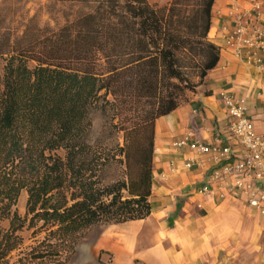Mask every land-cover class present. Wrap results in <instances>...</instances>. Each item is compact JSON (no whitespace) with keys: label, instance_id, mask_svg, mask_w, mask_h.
<instances>
[{"label":"trees","instance_id":"obj_1","mask_svg":"<svg viewBox=\"0 0 264 264\" xmlns=\"http://www.w3.org/2000/svg\"><path fill=\"white\" fill-rule=\"evenodd\" d=\"M58 1L88 8L57 29L27 26L16 39L0 30V218L9 220L0 264L26 222L45 229L28 257L63 264L92 227L147 217L155 120L219 59L208 38L214 0ZM93 111L122 143L88 140ZM114 164L120 177L104 183L100 173ZM22 189L25 217L12 210Z\"/></svg>","mask_w":264,"mask_h":264},{"label":"crops","instance_id":"obj_2","mask_svg":"<svg viewBox=\"0 0 264 264\" xmlns=\"http://www.w3.org/2000/svg\"><path fill=\"white\" fill-rule=\"evenodd\" d=\"M157 6L169 0H148ZM208 38L221 45L224 21L214 0ZM217 64L185 101L156 118L150 213L141 219L100 225L92 241L76 245L67 264H264V217L240 201L214 194L191 196L202 169L183 168L191 153L171 142L194 130L206 140L224 135L226 114L221 92L247 102L259 129L264 119V70L219 47Z\"/></svg>","mask_w":264,"mask_h":264},{"label":"built area","instance_id":"obj_3","mask_svg":"<svg viewBox=\"0 0 264 264\" xmlns=\"http://www.w3.org/2000/svg\"><path fill=\"white\" fill-rule=\"evenodd\" d=\"M216 13L224 21L219 47L264 70V0H227ZM220 95L227 120L224 135L214 132L206 140L191 129L171 147L191 153L183 168H199L205 174L191 188V196L214 194L222 201H240L264 217V119L259 129L247 102L225 92Z\"/></svg>","mask_w":264,"mask_h":264},{"label":"rangeland","instance_id":"obj_4","mask_svg":"<svg viewBox=\"0 0 264 264\" xmlns=\"http://www.w3.org/2000/svg\"><path fill=\"white\" fill-rule=\"evenodd\" d=\"M87 8L88 7L81 3H74L71 1L0 0V30L8 33V35L16 39L24 32L27 26L32 28L30 29V34L33 31H36L38 28L43 30H47V28L57 29L58 27L64 25L67 21L71 20L74 16L79 14L80 11L87 10ZM5 62V55H0V78H2L1 76L3 75V67ZM28 65L33 67L35 62L30 61L28 62ZM191 92L192 91H189L187 96ZM107 117L108 116H104L99 111H93L91 113L90 119L92 126L88 132V140L94 141L97 139H109L112 141V143L117 141L122 143V131H118L113 135L108 133L107 127H105L108 123ZM52 153L64 157L65 150L58 148ZM100 174L104 183H107L120 177L121 171L119 165L114 164ZM19 195L20 196H18L15 204L12 207V210H14V212L16 211L21 217H25V213H27L26 200L28 195L25 189H22ZM40 224L41 222H39L36 227H30L28 226V222H26L24 226L17 231L18 236L21 238V242L17 248L10 252L8 256V261H10L9 264H58L56 259L53 258L40 260L28 257V252L32 248L39 250L40 247L37 246V244L43 239L45 235V229L38 227ZM8 226L9 220L6 218H0V228L7 229ZM98 230V226L92 227L89 232H87L85 236L78 241L77 245L80 243L82 244V242L92 241L98 233ZM59 256H61V259H63L65 253L63 252ZM71 256L72 254L65 262H63V264L69 263Z\"/></svg>","mask_w":264,"mask_h":264}]
</instances>
